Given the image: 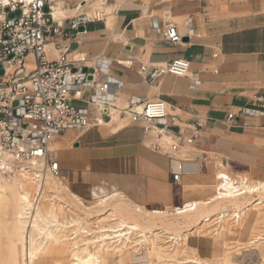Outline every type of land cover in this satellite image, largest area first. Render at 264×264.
<instances>
[{"label":"crops","instance_id":"crops-1","mask_svg":"<svg viewBox=\"0 0 264 264\" xmlns=\"http://www.w3.org/2000/svg\"><path fill=\"white\" fill-rule=\"evenodd\" d=\"M109 1L104 8L113 10L106 21L88 24L68 55L85 57L79 72L93 71L72 105L88 109L92 117L104 110L107 115L99 125L70 129L50 143L70 191L87 202L118 192L142 207H177L209 191L203 177L213 156L233 173L264 180V0ZM55 3L64 18H71L98 9L103 0ZM169 21L178 24L186 42L174 46L163 39L161 30ZM176 59L189 62L187 76L167 75L150 84L139 73L142 65ZM105 83L108 89L98 93ZM155 99L180 126L197 117L206 120V141L194 149L207 159L177 184L170 176L173 164L148 148L139 124L118 113L131 102ZM242 108L254 112L246 116L239 113ZM192 186L197 192H185Z\"/></svg>","mask_w":264,"mask_h":264},{"label":"built area","instance_id":"built-area-1","mask_svg":"<svg viewBox=\"0 0 264 264\" xmlns=\"http://www.w3.org/2000/svg\"><path fill=\"white\" fill-rule=\"evenodd\" d=\"M55 1L0 0V174L15 182L23 195L27 231L44 203L47 181L64 178L55 152L50 149L53 138L70 129L84 131L99 125L103 116H107L100 111L99 116L92 117L88 109L72 105L71 98L80 96L81 89L88 85L89 75L78 70L85 63L84 56L69 59L68 55L76 44L74 40L84 33L88 24L106 21L104 7L108 0L89 13L62 18V23L53 17ZM182 28L187 37L192 34L187 21ZM161 34L174 46L182 44L185 37L178 24L171 21ZM50 51L54 57L49 56ZM29 59L32 68L27 67ZM189 69L187 60L176 59L160 65H142L139 73L152 84L167 75L185 77ZM107 89L106 83L96 88L98 93ZM94 102L91 98L90 103ZM253 112L249 108L239 111L246 116ZM118 113L127 116L132 124H139L148 138V148L173 164L170 172L173 183L196 173L198 163L207 159L205 152L194 149L195 144L207 138L204 118L197 117L180 126L168 115L166 104L158 99L131 102ZM233 117L232 113L228 114L226 123ZM224 165L220 163L219 170ZM223 175L217 174L216 180L223 182ZM29 185L33 193H29ZM50 221L45 232L52 233L53 228L58 232L70 230L69 239L86 234L80 222L64 220L59 213Z\"/></svg>","mask_w":264,"mask_h":264},{"label":"bare ground","instance_id":"bare-ground-1","mask_svg":"<svg viewBox=\"0 0 264 264\" xmlns=\"http://www.w3.org/2000/svg\"><path fill=\"white\" fill-rule=\"evenodd\" d=\"M98 8L100 7L98 6ZM64 16L65 13L60 10V3L58 6L53 7L55 20L60 21ZM27 67L29 68V66ZM222 173L224 174V172ZM63 179L50 178L47 181V196L38 211L37 218L34 220L30 230L27 231L24 221L23 195L19 192V187L15 182L7 180L0 174V235L4 236V242L1 243L0 240V264H105L104 258L106 259L107 255H103V260H101L104 251L107 252L105 247L108 244H114L115 252H119L125 242L132 243V236L136 237L134 244L140 243L141 245L143 241L149 245L151 249L148 253V258L152 257L150 252H153L158 259L156 263L144 262V264H214L196 256L177 261L174 259L175 251L173 253L172 249L165 248H171L173 247L172 244H176L180 238V235L176 233L179 232L182 226L189 227L186 231H183L185 233H189L192 229L199 231L207 223L221 222L227 216L236 217L237 221L243 218L246 219L245 223L246 221L250 223V226L247 227L250 238L246 247H251L259 242L264 243L263 181L249 182L247 177H240L236 181L234 180L230 186L229 182L231 179L227 174H224V181L216 185L212 195L204 199L190 201L187 204L181 203L182 205L172 210H167V208L157 210L156 208L161 207L148 209L146 207L141 208L138 205L132 206L125 196L118 192L96 198L93 200V206L88 207L81 198L75 196L64 185ZM29 187L31 186L29 185ZM63 188H65L64 190L68 192L71 198L76 200V204L69 209L75 216L80 219H87V215L91 216L93 213L95 215L98 213V215L104 216H101L102 218L110 219L113 224L95 226L94 228L97 230L94 233L89 232L90 230H85L84 227L81 228L87 234L85 237L98 234V236L84 239L81 245L79 242L73 241V239H67L65 244H60L56 241V238L53 244L52 242L49 244L47 240L55 236L50 232H45V228L47 224L51 223V218H55L57 210L60 209L57 204L63 200V194L61 195ZM141 225H144L145 228ZM157 239H162L164 243L172 244L169 245L170 247L157 245L155 243ZM96 244H98L97 251ZM80 250L81 252L79 253ZM98 251L102 252L98 253ZM258 251L263 258L264 246ZM62 254L68 256V262L61 263L59 261L57 255ZM123 263L120 259L119 263L116 264ZM216 264L234 263L230 261L228 255H225Z\"/></svg>","mask_w":264,"mask_h":264},{"label":"rangeland","instance_id":"rangeland-1","mask_svg":"<svg viewBox=\"0 0 264 264\" xmlns=\"http://www.w3.org/2000/svg\"><path fill=\"white\" fill-rule=\"evenodd\" d=\"M110 3H111V1L108 0L107 5H110ZM112 10H113V8H110L109 10H106V8H105L106 14H110ZM28 63H29V60H28ZM213 158H214V160L208 164L207 169L204 172L205 173L204 177H203L205 179L204 180L205 183L211 185V188L209 189V191L206 194H204V196H202L199 199H202V198L204 199V198H206V197H208L214 193L213 190H215L216 185L220 182V181H217L215 179V177L219 173L223 174L222 172H224V174H227L228 177L231 179L229 182L230 186L233 184L234 180L236 181L240 177H247L249 179V182H255V181L259 180L255 177H252V176L247 175V174L240 175V174L233 173L232 171H230V168H228V167L221 168V170H219L218 167L221 163V161H220L221 158L215 157V156H213ZM260 181L264 182V180H260ZM63 183L67 187L69 186V183L67 181H64ZM29 188H30L29 193L30 192L33 193V187L31 186ZM64 189L65 188H63V190H62L63 192L61 191V195L63 194V196H62L63 200H62V202H59L57 204V207L60 209L57 210L56 213H59L60 218H62V219L64 218V220L74 219L77 222L79 221L82 224V226L85 228V230H90L89 232H92V233H94L97 230L94 228L95 226L113 224V222H111L110 219L102 218L104 216H102L101 214L98 215V213H96V215H95V213H93V214H91V216L87 215V219H80L79 217L75 216L72 212L69 211V209L71 208L72 205L76 204V200L71 198L69 196L68 192ZM19 192H21V191H19ZM186 192H188V194L195 193V192H197V189L195 187H193ZM185 194H187V193H185ZM64 196H65V198H64ZM88 201L89 202L84 201V204L88 207H92L94 201L93 200H88ZM129 203L132 206H136V204H133L131 202H129ZM187 203H189V202H184V204H187ZM42 205L43 204H41L40 208L42 207ZM65 206H66V208H64ZM139 207L145 208L142 206H139ZM146 208L152 209V207H146ZM163 208H165V209L167 208V210L168 209L172 210V209H175L177 207L169 206V207H161V208H156V209L157 210H161V209L163 210ZM80 209H83V208H80ZM245 220L246 219L242 218V220L237 221L236 217L227 216V217H224V219L221 222L214 221V222H211L209 224L207 223V225H205L201 230L194 231V229H192L189 233L183 232V231H186L189 227L182 226V228L179 230V232L176 233V234L180 235V238L178 239L176 244L164 243V241L162 239H157L155 241V243L157 245L158 244L164 245L165 247L172 244L174 248L173 247H171V248L166 247L165 249H172L173 253L175 251V258L174 259H176L177 261H183V259H185L187 257L196 256V257L203 258L205 261H209L210 263L216 264L223 257H225V255H228L230 261H232V263H234V264H261V263H264V257L262 258V256L259 254L260 252L258 251L259 249H261L264 246V243L259 242V243L252 245L251 247H246L248 239L250 238L249 231L247 230V227L250 226V223L247 221L245 223ZM171 221H174V220H171ZM216 222H217V224H216ZM141 226L143 228H145L144 225H141ZM143 228H142V230H144ZM52 230H53L52 235L55 237H52L53 240L52 239L47 240V242H49V244L51 242L53 244V241H55V238H56V241H58L60 244H65L66 243L65 241L70 238L69 237L71 234L70 230H65L63 232L62 231H59V232L54 231V228ZM85 236H86V234H84V235L80 234L79 236L74 238L73 241H77L81 245L82 241L84 239L94 237V236H98V234L97 235L93 234L90 237H85ZM0 240H1V243L4 242V236L3 235H0ZM135 240H136V237L132 236V243L125 242V244L123 245V248H121L119 250V252H115L116 249H114V247H113L114 244H112V245L108 244L109 246L107 245L105 247L107 252L104 251V254H102L101 260H103V255H107L106 259L104 258L105 264H116V263H119L120 259L124 262L123 264H144V262L156 263L158 259L154 256L153 252H150L152 257L148 258V253L151 249L149 247V245L145 244V242H143V241L141 242V245H140V243L134 244ZM96 245H97V248H96V251H97L98 244H96ZM80 252H81V250L79 251V253ZM99 252H102V251H98V253ZM65 254L57 255V258L59 259V261L61 263L68 262V259H67L68 256ZM137 259H139V260H137ZM63 260H65V261L63 262Z\"/></svg>","mask_w":264,"mask_h":264},{"label":"water","instance_id":"water-1","mask_svg":"<svg viewBox=\"0 0 264 264\" xmlns=\"http://www.w3.org/2000/svg\"><path fill=\"white\" fill-rule=\"evenodd\" d=\"M80 31H82V29ZM183 41L186 42L187 40L186 39H183ZM83 72L86 73L87 70L86 69H83ZM88 73L92 74L93 71L92 70H88ZM104 113H106V110H104Z\"/></svg>","mask_w":264,"mask_h":264}]
</instances>
